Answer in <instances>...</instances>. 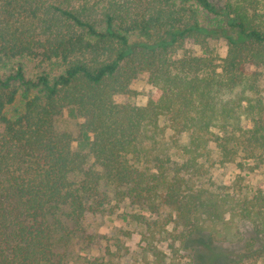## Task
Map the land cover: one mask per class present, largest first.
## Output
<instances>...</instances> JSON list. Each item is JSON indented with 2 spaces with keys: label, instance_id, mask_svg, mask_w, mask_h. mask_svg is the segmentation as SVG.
Returning <instances> with one entry per match:
<instances>
[{
  "label": "trees",
  "instance_id": "16d2710c",
  "mask_svg": "<svg viewBox=\"0 0 264 264\" xmlns=\"http://www.w3.org/2000/svg\"><path fill=\"white\" fill-rule=\"evenodd\" d=\"M260 68L264 0H0V264H62L53 249L69 223L110 194L169 209L144 232L181 228L191 264L209 255L194 236L217 254L209 264H264V184L204 182L215 164L264 167ZM140 74L146 104L117 102ZM64 109L82 120L86 153L56 130Z\"/></svg>",
  "mask_w": 264,
  "mask_h": 264
},
{
  "label": "rangeland",
  "instance_id": "374dc122",
  "mask_svg": "<svg viewBox=\"0 0 264 264\" xmlns=\"http://www.w3.org/2000/svg\"><path fill=\"white\" fill-rule=\"evenodd\" d=\"M212 2L220 5L223 0H212ZM206 21L208 22L209 19ZM212 45L220 56L225 54L223 42L219 41ZM194 50L199 51V48L194 47ZM32 66L33 62L27 64L29 73L33 71L31 70ZM255 70L260 73V83L264 87V68ZM131 89L134 91V95L129 98L118 96L116 101H130L138 106H143L153 91V87L147 82L146 75L141 74L131 84ZM17 108H20V105ZM81 122L82 120L74 115L72 109H64L56 118L55 128L58 131L71 134L74 139L71 144L74 151L86 153L87 143L81 141ZM186 143L187 135L182 134L180 145ZM157 152L169 156L172 163L181 161L178 149L169 147L166 149L159 146ZM213 158L216 159V156L214 155ZM90 162L89 160L88 163ZM236 162L222 166L212 165L208 168L204 182L210 186L229 185L237 182L240 187L248 189H252L257 184H264V167L252 171L246 168L241 170ZM238 176L240 180L237 178ZM170 212L169 209L164 208L158 214H149L145 209L132 206L127 200H119L110 194L106 203L94 216L84 218L79 224L69 223L75 229V233L67 246H54L53 260H60L62 264H191L192 253L190 249L183 248L181 228L173 230V224H168L166 229L171 235H166V239L146 237L147 232H144L146 223L156 218H167ZM189 239H192V243L203 246L201 253L204 248H208L209 255L204 264L211 263L217 257L211 246L207 245L205 238L194 236ZM224 245L228 246L227 243ZM171 246L173 248H170Z\"/></svg>",
  "mask_w": 264,
  "mask_h": 264
}]
</instances>
